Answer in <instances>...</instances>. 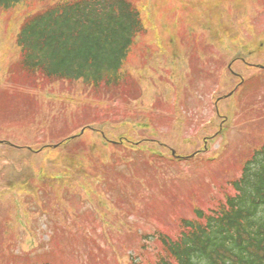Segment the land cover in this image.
<instances>
[{
  "label": "rangeland",
  "instance_id": "374dc122",
  "mask_svg": "<svg viewBox=\"0 0 264 264\" xmlns=\"http://www.w3.org/2000/svg\"><path fill=\"white\" fill-rule=\"evenodd\" d=\"M142 1L148 6L145 3L146 0ZM210 1L216 5L214 6L215 8H218L219 13H215L216 20L220 24L222 22L224 23L226 27H224L223 30L228 31L232 36L236 35V39L239 43L234 40L235 45L241 47L240 43L245 38L246 34L254 30L251 17L253 18V22L259 27L257 29L258 31L264 29V13L259 16L255 14L257 11L264 10V1L245 0V2L240 3L238 0H231V3L227 0V6L223 1L221 3V0ZM202 2L203 0H195V3L194 0H151L150 6L155 11L153 20L155 26L147 22L149 27L146 26L149 31L141 35L140 45L137 47V50L135 49L131 53L129 58V67L139 72H143V69L146 67L148 68L146 70L148 76L151 78L147 81L148 83L145 82L147 86H145L144 83L140 85V88L143 87V89L141 88L139 93H132L133 90L126 91L130 94V97L127 98L128 102L121 99L114 101L110 109H105L106 111L103 110L101 113H94L92 111L93 109L87 107H83L81 110L74 113L67 111L64 106L65 109L60 108V104L50 105L36 100L41 97L62 99L70 95L82 96L84 98H98V100L105 98H100L98 94L95 97L94 90L91 91L89 89L88 91H82L79 84L74 85L65 82L52 83L55 84V86L44 82L46 80L38 79L36 76L34 79L26 78L24 80L16 69V67L18 68L20 65L18 64L19 61H22L20 48L16 42V35L19 31L18 23L23 19V14L25 15V12L29 11L27 8L28 6L21 5L11 13L8 12L5 14H2L0 10V149L4 146L7 150L9 147L6 146L8 145L14 146L15 148L26 146L29 149L37 145L38 148H41L47 143L56 145L73 134L74 131L81 129V125H86L94 121L102 122L106 119L120 122L124 120H133L138 123H151L152 130L159 135L158 137H160L163 142L170 144V146L174 145L177 143L176 133L174 131L176 128L174 129L173 127L174 121L165 118L169 117L167 114H170L172 117L174 114L172 112V106L163 102L164 88L160 83H164L166 82L165 80H168V84L174 86V66L167 64V60H180L179 63L183 69L176 65L175 73H179L180 77L187 76L188 82L184 85V96L181 102L182 118L186 120V124H184V133L181 136L183 139L178 142L180 143V150L183 153L198 150L200 147L198 136L203 133L201 129H203L204 126V128H208L206 126H209L210 121L215 117L213 109L214 96L227 94L226 91H229L232 86V77L226 75V78L224 77L222 80V75L224 67L236 55L232 53L228 58L226 57V54L232 51L229 39H225L223 33H220V36L217 37L215 32L212 31L214 28L209 26L208 21L210 18L207 13L209 8L207 5H200ZM197 4H199V8L205 7V9L197 11L195 9ZM238 17L247 19L241 27H237V21L235 19ZM233 20L236 22L234 23ZM203 28H205V30H203ZM154 29L158 30L163 42L162 44L168 51L165 53L166 57L160 56L157 50H160L158 38L155 37L153 40L151 35L152 32L150 31H154ZM226 35L228 37V33H226ZM154 36H156V33ZM215 36L218 39L213 40ZM263 36L264 35H262V37ZM253 51L252 60L258 62L261 54H264V45L263 50L256 48ZM237 52H239V50H236V53ZM181 54L184 57H182ZM186 56L188 60H185ZM238 70H242L243 74L247 72L240 67ZM175 88L177 89L178 86H175ZM106 90H102L101 97H106L104 93ZM107 92L110 94V91ZM83 94H86V96ZM245 98V120L241 122V119H238L235 124L226 125L225 131L219 137L211 140L209 144L210 153L205 154L206 158H211V152L220 150V145L223 149L231 147V154L229 157L222 164L212 166L221 173L222 177L229 174L228 171L239 167V158H242L244 155L243 152L247 151L248 145L258 142L262 135L261 133L264 131V90L262 92L256 91L254 94ZM136 100H139L141 103L140 105L144 106L147 104H155L154 110L152 109L155 113H148L146 116L143 114L144 117H138V108L140 105H136ZM131 101L133 102L131 103ZM233 101H235V99L233 100L231 97L224 103V113H228ZM128 107L134 108V110L130 111ZM149 114L155 119L154 121L149 119ZM214 121H216L217 124L219 123V121L215 119L212 120L211 124ZM138 131L143 132V129L138 128ZM82 142L83 146L88 151L85 156H92L96 161L98 160L100 162H103L101 158H107V168L112 169V171L116 173L119 172L123 175L128 173V176L131 177L130 173H136L137 169L144 170L145 173L152 171V162L147 163L142 161L140 162V166L136 167H118L115 166V164L113 165L112 161L117 155L116 149L113 147L103 148L101 143L90 133L82 137ZM161 148L164 147H160V149ZM75 150L77 151L78 148L76 147ZM28 153L29 151L24 148L18 151L16 155L3 159V157L8 156V153L2 156L0 152V253L3 252L0 256V260L4 258L8 260L12 259V261L4 260L5 262H0V264H13V258L16 256H22L26 261L31 262L36 258L29 256L36 255L39 257L56 254L58 250H55L53 246L48 243L49 235L58 232L59 235L62 236L64 230L68 229V227H64L63 230V227L57 224L58 220L52 219L51 217H49L52 219L50 222L54 223L51 225L47 224L45 223L47 219L46 216H42L44 213H42L41 216L36 213L46 210L45 215L47 213H55L57 215L60 205L66 208H81L83 206L82 202L76 199L66 200V203L63 204V199H65L69 193L67 188H63L65 185L64 181L67 179L63 180L62 183V180H57L53 176L56 173L61 174L60 170H65L69 174L72 171L71 164L76 159L81 162V157H77L78 155L74 156L67 151L57 150L52 157L43 158L44 155L42 151H38L34 154L36 156H32V159L36 162L33 165L27 161H22L23 158L30 157ZM110 159L111 162H109ZM197 163L200 164L201 170L204 168L196 175L200 176L196 182L201 186L205 183V180L209 181V168L211 167H206L205 161H198ZM44 166H46L51 173L48 175L46 174L41 180H32L31 183L33 182L34 185L30 188V190H34L35 187L43 186L39 192L40 194H35L43 196L39 203L36 200H34L36 203L32 201L27 192L24 193V197L26 195L28 196V199H26L28 202L18 199V195H20L18 190L14 192L10 191L8 194L3 195L4 192L7 193L8 180L20 176L23 170H38ZM18 167H22L20 173ZM125 169L128 170L125 171ZM90 170L94 173L97 171L94 169ZM99 171L101 172L102 170ZM130 177L124 176L118 183H122L121 185L127 190L140 192L139 188H142V186H139V182H136ZM36 181L39 182L35 183ZM104 181L107 182L105 179ZM70 186L74 187V191L76 192H78L79 189V194H82V196L86 198L84 191H82L79 186H74L73 183H71ZM212 186L214 192H211L209 186H205L206 189L202 192L204 195L197 192L199 196H197L196 201L200 200L202 202L203 197L209 205H213V200L217 199L215 197L219 195V190L215 189L219 184L214 180ZM63 192L64 195L62 194ZM187 192H189L188 187L183 186L180 188L179 194L183 193V195H185L184 193ZM94 197V202H97L98 197L96 198L95 195ZM182 199H184V197H182ZM86 202L91 207L89 212L90 217L96 218V221H99L93 208L96 203H89L88 200H86ZM155 205L156 204H154V207ZM25 209L28 210L27 213ZM172 210H174L176 214L181 213L188 217H192L190 204L186 201L184 205L178 202L173 206ZM58 216L60 215L58 214ZM30 217H32V221L36 222L31 223L25 220V218L30 219ZM96 225L99 226V222H96ZM40 229L41 232H39ZM71 232L84 233L85 228L77 226L76 229L71 227L66 230V233ZM6 233H8V235H5ZM97 237L100 238V235ZM59 241L61 242L59 243ZM63 241L68 242L70 238L66 236ZM64 242H62L60 238L55 241L54 246L57 244H60V246L69 244ZM75 244L85 258L79 256L70 259L64 256L70 264H72V262L73 264H80L81 261L89 257L90 252L87 248L89 249L90 247H87L84 241L80 239L77 240ZM102 244V248L107 251V254L102 256H99L98 247H91V249H94L93 252L98 259V264H115L110 249L105 246L107 243L103 239ZM119 244L123 245L121 242H119ZM33 250L35 251L31 253ZM127 250L132 251V253L136 255L141 254L136 240H132V242L127 245ZM73 252L74 250L69 246L60 250V253L64 255H69ZM146 256L150 259L152 258L150 254ZM54 262L58 263L57 260ZM59 263L66 264L61 256H59ZM124 264L127 263L124 261Z\"/></svg>",
  "mask_w": 264,
  "mask_h": 264
},
{
  "label": "trees",
  "instance_id": "16d2710c",
  "mask_svg": "<svg viewBox=\"0 0 264 264\" xmlns=\"http://www.w3.org/2000/svg\"><path fill=\"white\" fill-rule=\"evenodd\" d=\"M21 5H27L32 12L21 23L16 38L22 57L19 66L24 76L43 75L47 80L44 82L51 85L63 80L82 81L87 86H95V97L98 94L100 98L111 97V100L127 101L130 94L126 91L130 90L139 93L132 77L123 72L135 38L144 28L134 3L129 0H0V10L5 12ZM102 90H106V97H101ZM92 111L98 113L97 109ZM150 114L149 119L154 121ZM141 116L144 117L142 113ZM87 125L89 123L81 126ZM97 133L104 141L108 139L103 130ZM119 145L110 146L119 148ZM116 152L124 153L123 159L131 155ZM247 158L249 164L241 172L238 168L232 169L231 175L224 178L229 198L221 202L223 205L220 198L214 206L208 205L203 197L202 202L196 201L205 186L212 185L207 182L203 187H193L185 195L178 193L169 197L173 203L168 208V199H154L159 192L154 189L150 198L152 204L128 201L130 207H123V211L117 209L116 214L136 215L138 219L145 217L138 216L139 213L148 215V209L160 208L151 214H157V218L166 216L158 218L164 225L167 224L165 219L175 222V229L179 228L176 237L158 236L163 258L154 264H264V144ZM110 174L106 172L112 176ZM117 177H122L121 173H117ZM213 180L218 183L220 179L213 176L212 183ZM223 182L221 180L215 189L220 191ZM185 201L190 204L192 217L172 210L175 204L184 205ZM166 226L170 228L169 224Z\"/></svg>",
  "mask_w": 264,
  "mask_h": 264
}]
</instances>
